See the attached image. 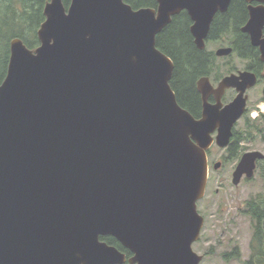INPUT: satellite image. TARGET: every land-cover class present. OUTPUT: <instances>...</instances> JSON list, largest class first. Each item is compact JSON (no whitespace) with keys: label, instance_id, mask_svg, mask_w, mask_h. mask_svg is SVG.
Wrapping results in <instances>:
<instances>
[{"label":"water","instance_id":"1","mask_svg":"<svg viewBox=\"0 0 264 264\" xmlns=\"http://www.w3.org/2000/svg\"><path fill=\"white\" fill-rule=\"evenodd\" d=\"M229 2L156 0V9L134 10L123 0H70L67 8L47 0L39 45L11 40L0 83V264L201 263L192 245L204 223L197 202L206 152L229 146L255 79L230 75L216 89L199 80L195 119L177 104L173 64L155 39L185 10L201 50L213 14ZM251 15L242 31L264 60V8ZM229 87L239 93L222 107ZM263 158L243 153L232 185L252 178Z\"/></svg>","mask_w":264,"mask_h":264},{"label":"trees","instance_id":"2","mask_svg":"<svg viewBox=\"0 0 264 264\" xmlns=\"http://www.w3.org/2000/svg\"><path fill=\"white\" fill-rule=\"evenodd\" d=\"M132 9L154 8L155 0H123ZM65 8L70 0H62ZM47 0H0V83L4 80L10 57V42L14 38L20 39L30 50L39 45L37 30L44 22L43 9ZM234 3L228 10L213 20L209 31L210 38L228 33L229 22L237 27L242 14L238 11L232 19ZM239 7L237 8V10ZM189 19L185 13H180L157 34L155 45L158 50L168 56L174 65L169 84L175 93L180 107L192 116L198 117L199 96L194 88V78L205 71L207 55L196 49L188 31ZM241 46V53H251L243 37L237 34ZM264 144V114L250 118L249 114L242 118V122L233 130L232 138L226 149V159L238 160L245 147ZM246 145V146H244ZM264 154V153H263ZM254 185L252 192L244 201L241 213L248 219L250 238L248 241V256L241 260L240 249L235 246L229 253L223 254L224 260L236 259L242 264H264V158L256 162L254 175L244 179ZM107 245L116 247L130 257L128 250L123 248L114 238L103 236L99 238ZM198 241V240H197ZM128 264V263H124Z\"/></svg>","mask_w":264,"mask_h":264},{"label":"rangeland","instance_id":"3","mask_svg":"<svg viewBox=\"0 0 264 264\" xmlns=\"http://www.w3.org/2000/svg\"><path fill=\"white\" fill-rule=\"evenodd\" d=\"M263 105L264 102H259L256 105L257 109L250 108L249 117L264 114L261 108ZM241 122L242 120L237 123L238 126ZM245 149L243 153L249 151L264 153V144L249 145ZM209 155L212 163L220 161L222 164L216 170L210 167L206 194L197 204V212L203 217L204 223L198 241L192 245V250L203 256L200 264H242L236 259L224 260L222 255L238 246L240 259L244 260L248 256L251 232L249 221L241 213V209L255 188L252 183L244 180L237 186L232 185L231 174L239 159L234 161L226 159V149H220L213 144Z\"/></svg>","mask_w":264,"mask_h":264},{"label":"flooded vegetation","instance_id":"4","mask_svg":"<svg viewBox=\"0 0 264 264\" xmlns=\"http://www.w3.org/2000/svg\"><path fill=\"white\" fill-rule=\"evenodd\" d=\"M155 3H156V0H155ZM232 3L235 4V6L233 7L232 19L235 18V14H237L238 11L242 14L241 19L239 20V22L237 24V27L234 28L232 26L233 22L230 21L229 25L227 27L228 33H226L225 35H222V36L218 35L215 38H210L209 31L211 29L212 21L214 19L217 20L220 17V15L224 14L228 10L229 5ZM156 6H157V3H156ZM156 6L153 9H156ZM238 7H239V9L237 10ZM250 8L251 9L264 8V0H262V1H258V0H250V1H247V0H230L225 11L222 12L220 10H217L213 14L208 33L206 35V38L204 39V48L201 50H199L193 42V37L190 33V27L192 25V21L188 15L187 11L184 10V11L180 12V13H182V12L185 13L189 19L188 31H189L190 36L192 38V43H193L194 47L196 49H198L199 51H203L207 55L206 62H205L206 63L205 71L202 74H198L194 78V88H195V91L197 92V94L199 96V106H198V112L199 113H198L197 118L193 116L195 119L200 118L201 111H202V99H201L200 93L197 90V83L199 80H201L203 78L207 79L210 86L213 89H216L218 87L219 83L222 81V79L227 77V76L234 75L235 77H239V75L241 73H249V74H252L254 76L255 83L252 86L247 87L244 90L243 97H245V99H246L245 111H244L243 115L241 116V118L235 123V125L232 129V134H233V130L238 126L237 123L240 120H242V118L246 115V113H248L249 109L252 107H255L254 109H257L256 108L257 103L264 102V60L261 58V52H260L259 47L252 45L250 35L247 32L242 31V29L252 19ZM258 32L260 35V39L264 40V25H262L260 27ZM237 34H240L243 37L246 45L249 48H251V50H252L251 53H247L246 51H243L242 53L240 52L241 49H243V48H241V46L239 44ZM223 48H230L231 52L228 55H221V56L217 55V51L219 49H223ZM171 62H172V60H171ZM172 64H173V62H172ZM173 68H174V65H173ZM169 86H170V84H169ZM170 88H171V86H170ZM173 93H174V91H173ZM238 93H239V90L236 87L225 88L223 90L222 94L220 95V98H219L221 106L223 107L224 105L230 103L238 95ZM175 99H176V97H175ZM207 103L210 105H214L216 103V97L213 93L210 94L209 97L207 98ZM262 107L264 108V105ZM210 148L206 152L207 161H208V178H207V182H206L204 196L206 194L207 184L209 182L210 167H212V169H213V164L216 163V162L212 163V160L210 159V155H209L210 154ZM227 148H224V149H227ZM217 162H219L220 165L222 164L220 161H217ZM242 180H244V178H242L241 181ZM204 196H203V198H204ZM201 200H199L197 202V204Z\"/></svg>","mask_w":264,"mask_h":264},{"label":"bare ground","instance_id":"5","mask_svg":"<svg viewBox=\"0 0 264 264\" xmlns=\"http://www.w3.org/2000/svg\"><path fill=\"white\" fill-rule=\"evenodd\" d=\"M262 108V110L264 111V108L263 107H261Z\"/></svg>","mask_w":264,"mask_h":264}]
</instances>
